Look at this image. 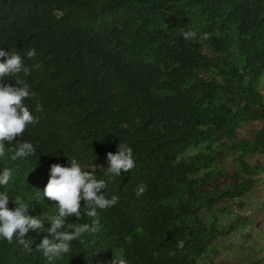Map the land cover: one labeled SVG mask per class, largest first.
Segmentation results:
<instances>
[{
	"label": "trees",
	"instance_id": "obj_1",
	"mask_svg": "<svg viewBox=\"0 0 264 264\" xmlns=\"http://www.w3.org/2000/svg\"><path fill=\"white\" fill-rule=\"evenodd\" d=\"M189 29L210 38L186 41ZM0 48L37 53L20 79L35 93L26 104L38 123L5 141L0 157V173L13 172L0 186L8 207L20 198L28 215L58 214L43 189L51 165L71 157L119 197L69 253L49 262L35 244L51 234L29 230L31 252L0 238V264H199L250 221L223 223L217 208L246 196L262 171L248 158L264 154V0H0ZM24 139L35 154L13 160ZM119 143L136 167L109 179L107 153ZM139 184L147 190L137 197Z\"/></svg>",
	"mask_w": 264,
	"mask_h": 264
},
{
	"label": "clouds",
	"instance_id": "obj_2",
	"mask_svg": "<svg viewBox=\"0 0 264 264\" xmlns=\"http://www.w3.org/2000/svg\"><path fill=\"white\" fill-rule=\"evenodd\" d=\"M186 41H204L209 34H199L195 29L182 31ZM36 49L30 48L25 55L18 52H6L0 48V157L5 156V141H13L17 137H24L29 125L38 123V117L33 114L27 100L35 97L26 80L20 79V74H30L31 68L25 65V58L31 60L36 57ZM7 57L6 59H3ZM33 68H40L36 63ZM15 80V85L5 83L6 80ZM38 102L35 111H42ZM18 148L12 156L13 160L34 155L36 148L30 141L19 142ZM118 151L107 153V171L105 176L109 179L121 176L122 173L131 172L136 167L133 148L127 144L119 143ZM13 172L4 168L0 173V186H8ZM107 188V181L97 179L93 171L85 169L78 161L71 157L70 166L54 163L50 168V178L43 189V196L57 202L58 214L51 215L42 220L39 216L28 215L29 206L20 198H15L17 207H8L10 195L7 191H0V238L12 243L14 238L23 246L26 252H31L34 240L26 239L29 230L36 232L47 231L51 234L44 236L38 244L37 250L49 261L60 258L71 251L73 241L80 239L86 233H96L100 228L98 210H107L114 206L119 197H106L102 189ZM147 190L145 184L137 185L135 195H143ZM87 215L91 223H67L68 217L82 219ZM45 221L51 227L45 229ZM183 247V241L179 242ZM112 264H126V261L116 256Z\"/></svg>",
	"mask_w": 264,
	"mask_h": 264
},
{
	"label": "rangeland",
	"instance_id": "obj_3",
	"mask_svg": "<svg viewBox=\"0 0 264 264\" xmlns=\"http://www.w3.org/2000/svg\"><path fill=\"white\" fill-rule=\"evenodd\" d=\"M253 125L239 130L241 136L249 137ZM233 154H227L225 163L234 167ZM251 164H259L262 171L257 175L255 187L237 201L224 202L217 208L221 221H236L241 217L250 220L246 225L215 240V250L203 257L199 264H264V154L249 156ZM224 208V209H223Z\"/></svg>",
	"mask_w": 264,
	"mask_h": 264
}]
</instances>
